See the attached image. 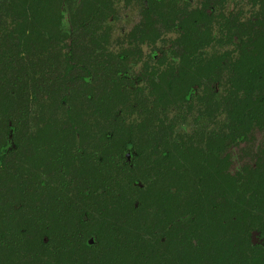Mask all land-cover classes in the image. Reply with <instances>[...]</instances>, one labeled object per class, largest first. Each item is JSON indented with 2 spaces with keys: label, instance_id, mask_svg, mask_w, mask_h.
Returning a JSON list of instances; mask_svg holds the SVG:
<instances>
[{
  "label": "trees",
  "instance_id": "16d2710c",
  "mask_svg": "<svg viewBox=\"0 0 264 264\" xmlns=\"http://www.w3.org/2000/svg\"><path fill=\"white\" fill-rule=\"evenodd\" d=\"M131 1L0 0V29H12L7 32L0 31V64L4 67L2 71H12L15 66H21V71L17 70L12 78L4 77L5 82L0 78V118L3 117V124L8 129L11 128L19 134L30 133L28 126L40 124L44 125V128H40L39 135L49 136L53 128L59 150L55 157L56 165L53 166L60 168V174L63 176L67 175V166L72 163L69 162L78 155L77 153L70 158L68 153L60 152H68L70 147H74L72 141L76 132L69 127L70 123L72 126L78 125L83 122L84 117L90 122L98 113H103L105 124L118 120L120 111L116 109L117 95L125 91L122 90L125 84H118L115 76H112L115 75V72L111 71L116 56L109 45H113L115 35L112 23L118 20L116 9L119 11L121 2L129 5ZM144 1L147 0H142L141 3ZM148 1V6L154 5L152 0ZM253 2L257 4L256 0ZM176 4V0H163V23L170 29L177 26L176 15L179 12L176 10ZM189 4L187 1L186 5ZM65 11H72L71 34L62 31ZM145 11L148 14L150 9L146 8ZM200 13L204 15V22L211 24L207 10H200ZM194 21V17L192 22L188 21V34L184 36L186 52L182 59L185 61L188 56L193 58L196 52L188 49L199 43L220 45L228 42L234 46L235 51L226 54L219 51L214 58H209L214 61L215 71L227 70L229 75L217 77L215 84L212 83L216 94L214 109L216 117H219L217 110L229 101V131L232 144H253L255 131L264 132V33L259 35L256 31L250 32L259 24V19L256 24L249 21L246 34L239 32V19L234 20L233 29L229 34L224 33V24L221 25V34H218L216 28V33L212 32V26L210 31L209 26L203 30ZM146 26V29H149V37H154L156 33L150 30L151 26L148 23ZM189 33H195L197 39H193ZM148 35L143 36L142 31L141 39L144 40ZM133 36L136 35L132 33L131 37ZM52 43H55L56 47V64L55 79L51 81L47 71L50 64L47 61L50 59L46 54L48 46ZM65 48H70L72 52L66 54ZM64 58L65 61H72L75 67H80L82 63L83 67L92 66L94 70L100 68L103 73L100 75L88 72V76L86 74L83 78L74 75L67 77V65L61 60ZM121 58L124 59L122 55ZM150 59L156 58L150 56ZM90 60L102 62L90 65ZM70 66L73 67L71 64ZM42 69L46 70L48 76L39 79L41 81H38V85L35 80ZM117 76H120L118 72ZM78 80L79 99L75 96L70 98L68 93L74 92L73 84ZM188 80L190 77H181L179 80L163 78L162 84L152 83L150 92L155 97L153 105L159 107L161 102L163 106L166 103L175 104V94L181 91L184 99H192L198 91L197 86L200 89L202 83L200 79L194 83H189ZM219 83L224 94L217 93ZM40 90L44 93L43 99L38 97ZM97 92L101 93L97 101L85 98L86 94L90 96ZM50 95L51 100H48L46 96ZM119 100L123 101L126 107L128 99L123 97ZM48 103H51L50 107L54 106V110L46 109L42 105ZM67 104L71 107L68 108ZM95 107L99 108V112ZM142 129L140 127V132L144 134ZM108 134L104 132L107 141L111 139ZM175 135L176 131L172 129L171 124L165 125L163 121L162 205L163 210L165 205L167 206L169 219L167 223L163 222V232L157 226L149 227L144 205L135 208V203L130 201L123 207L125 194L122 193V188L121 191L117 190L122 184L118 182L116 187L113 186L114 181L117 182L121 175L113 173L111 166L114 164L116 172L125 173L127 161L124 152L134 151L128 142L120 141L110 148V155L107 153L109 149H105L102 155L104 170L107 169L103 185L95 188L90 182L89 174L83 180L90 185L86 191L92 196L88 198L96 200V197H100L95 201L96 204L100 201V228L85 226L86 216L89 218L91 215L90 210L86 209L87 205H77L76 202V207L72 204L68 210L59 212L62 215H68L69 212L72 224L63 225L54 208L50 210L56 216L55 226L45 224V220H49L45 218L48 216L46 207L37 211V207L32 203L33 197H30L23 201L24 206L17 209L22 198L19 193L10 195L15 191L8 193L9 202H2L4 185H0V264H65L66 261L69 264H254L252 258L244 256V252L255 249L250 242L253 230L264 234V145L257 152V160L245 164L242 171L233 176L228 174L231 164L228 159L220 162L216 160V165L221 163L224 166L223 173H226L223 174L222 169L217 168V173L221 176L223 174V177L219 178L212 171H208L207 167L201 168L204 165L210 168L211 164L199 162L202 157L208 158L209 155L192 160L187 155L184 158L183 154L176 150L179 149L178 146L170 143V140L179 138ZM201 151L202 148L198 154ZM71 174L73 177H82L80 170ZM32 182V178L24 180V187ZM26 188L23 189L24 193ZM101 188L103 193L99 194ZM219 190L222 192V202L211 198L214 195L217 197ZM118 192H121V195H118ZM227 196L229 200L225 202ZM218 203L222 205L223 212L228 213L227 225L217 226V223L207 216L210 215L212 205ZM175 213L180 215L175 217ZM7 219L17 221V225L6 222ZM93 237L95 244L90 245L89 239ZM45 239H48V243ZM81 245L82 248H79ZM243 258H248V261L245 262Z\"/></svg>",
  "mask_w": 264,
  "mask_h": 264
},
{
  "label": "flooded vegetation",
  "instance_id": "af4514ba",
  "mask_svg": "<svg viewBox=\"0 0 264 264\" xmlns=\"http://www.w3.org/2000/svg\"><path fill=\"white\" fill-rule=\"evenodd\" d=\"M2 1L4 2V0ZM152 1L154 3L152 6H148V0L143 3H141L142 0H132L129 5L121 2L118 7L119 11L116 9V12H118L116 19L118 18V20H115L114 23L117 22L123 25L126 22H131V20L135 21L131 27L123 25L121 28H114L113 45H109V47L113 48L116 56V60L112 63L113 67L111 71L112 73L115 72V75L112 76H115L118 84H125L122 86V90L125 91L117 95L118 100L116 106L118 105V107L116 109L120 111L118 120L114 123L105 124L103 113H98L97 117L90 119V122H87V117H84L83 122L78 125L72 126L73 124L70 123L69 127H72L73 131L76 132L74 134L75 139L72 141L74 147H70L68 152H60L64 154L68 153L70 158L77 153L78 155L69 162L72 163L67 166L66 176L60 174V168L56 169L53 166L56 165L54 164L55 157H57L56 153L59 151L57 149V142L54 139L53 128H51V134L49 136L39 135L40 128H44V125L40 124H37V126H28L27 128L30 129V133L25 132L19 134L17 132L15 133L11 128L8 129L3 124V117L0 118V185H4L2 192L6 196L3 195L4 198H1L2 202H9L10 198H8V193L15 191L10 195L15 193L21 195V205L17 207L19 209L21 206H24L23 201L25 202L30 197H33L32 203L35 208L37 207V211L44 207L48 209V216L45 218L49 220H45V224L48 223L51 226H55L54 221L56 220V216H54L50 208L56 209L61 223L65 225V223L72 224L70 222L69 212L68 215H62L59 212L61 210H68L72 204L75 206V202L77 205L85 204L88 206L86 209H89L91 213L89 218L87 216L85 218V226L89 225V227L92 226L91 228H100L99 226L102 224L101 217L98 213L100 201L97 204L95 203L100 197H96V200L88 198L92 196L86 191L87 186L90 185L83 180L89 174L91 176L90 182H92L95 188L102 186L103 179L107 176V169L104 170V159L102 158L105 149H109L107 153L110 155V148L114 146L113 144L115 142L116 144L120 141L122 143L128 142L134 151L124 152V157L127 161L125 173L121 171L116 172L114 164L111 166L113 173L121 175V178H117V182L114 181L113 186L116 187L118 182L122 184L117 190L121 191L122 188V193L124 192L125 194L123 207L130 201L135 203V208L144 205L147 224H150L149 227L157 226L163 232V222L167 223L169 220L166 212L167 206L164 204L165 208L163 210L162 205L163 121L165 125L171 124L172 129L176 131L175 137L179 138L170 140V143L178 146L179 149L176 150L182 153L184 158L187 155L192 160L195 157L199 159L203 155H209L208 158L202 157L199 162L205 163L206 165L211 164L210 168L205 165V167L203 166L201 168L205 169L207 167L208 171H212L219 178H222L223 174L226 173H223L224 166L221 163L216 165V160L220 162L228 159L231 163L228 174L233 176L237 173L232 165V160L236 156L233 157L232 153L239 147L242 149V147L250 143L232 144L230 139L231 133L229 131V101L224 107H220L217 110V112L219 111V117H216L214 109L216 94L212 83L215 84L217 77L222 78L229 75L227 70H220L221 72L215 71L214 61L209 59L214 58L215 54L219 51H223L226 54L235 51V48L228 42L220 45L199 43L197 46L193 45L188 49L196 52L193 58H191L192 56H188L187 60L183 61L182 58L186 52L184 36L188 34V21L190 20L192 22L193 17L195 18V24L201 26L203 30L209 26L208 30L210 31L212 26V32L216 33L217 29L218 34H221V25L223 24L226 29L224 33L229 34L230 30L233 29L235 19H239L238 25L241 28V31L239 28V32L246 34L249 21L255 22L254 24H256L259 19V24L250 32L254 33L256 31L259 35H262L264 33V0H256L257 4L253 2L254 0H176V10L179 13L176 15L177 26L172 29L167 28L163 23V0ZM165 1L169 2V0ZM187 1L190 3L189 6L186 5ZM205 4L208 6H204ZM146 8L150 9L148 14L145 11ZM200 10H207L209 19L212 20L211 24L207 25L204 22V15L202 16ZM128 11H130L132 16L127 13ZM71 12L65 11L63 19L65 18L66 21L70 22ZM4 23L6 25V21ZM147 23L151 26L150 30L156 33L154 37H149V29H146ZM11 30L0 29L1 32ZM142 31L143 36L148 35L144 40L141 39ZM132 33L136 36L131 37ZM189 34L192 35L193 39H197L195 33ZM203 36L206 35L203 34ZM55 48V43L50 44L46 54L50 59L47 62L51 64L47 67L51 81L55 79ZM64 51L68 55L72 52L70 48H65ZM211 51L213 54L208 55ZM121 55L124 59L121 58ZM150 56H154L156 59H150ZM61 60L67 65V77L74 75L77 78H83L86 74L88 76V72L92 74L99 73L100 75L103 73V70L100 68L94 70L91 68L92 66H89V68L84 66V69L82 63L80 67H75L74 63L69 61V59L67 61H65V58ZM101 62L90 60V65ZM70 64L73 66L72 68ZM3 68V64H0V78L2 77V82H5L4 77L12 78L17 70L19 71L20 69L21 71L20 65L15 66L12 71H2ZM117 72L120 76H117ZM151 72L154 73L152 74ZM48 74L45 69L40 70L39 76L35 80L36 83L39 85L38 81H41L39 79L48 76ZM181 77H190V80H188L189 83L197 82L200 79L202 86H200V89L199 86L197 87L198 91H201H196L192 99L187 97L184 99V94L181 91L175 94L177 96V102L175 104L166 103L163 106V102H161L159 107H155V97L150 92L152 90L151 84H162L163 78L166 80H173L174 78L179 80ZM220 85L221 83L218 84V86ZM73 86L74 92H69L68 95L70 98H74L75 96V98L79 99V95L77 94V92L79 93L80 87L79 80ZM206 90L209 91L206 92ZM222 90L223 87L220 86L217 93L224 94ZM87 95H85V98H89L91 101H94V99L97 101L101 93L97 92L90 96ZM38 97H41V99L44 98V93L41 90ZM123 97L128 99L126 107L124 106V102L119 100ZM46 98L51 100V95L46 96ZM73 102L76 103L74 100ZM42 105L46 109L54 110V106L50 107L51 103ZM67 106L68 108L71 107L69 104ZM95 109L97 110L99 108L95 107ZM97 111L99 112V110ZM140 127L145 131L144 134L140 132ZM136 129H138L137 132ZM258 131L260 133L262 132L260 130ZM104 132H108L110 134H108V137L111 139L107 141ZM216 132L218 133L216 134ZM50 135L51 138H49ZM189 137H192V139H189ZM200 148H202V151L198 154ZM257 158V156L248 157L247 162L248 159L251 162L252 160H257ZM217 168L222 169V176L220 173H217ZM77 170L81 171V178L80 176H72L71 173H77ZM29 178H32L33 182L31 185L25 186L27 188L24 193V180ZM98 192L102 194L103 189L101 188ZM221 193V190H219L218 196L216 197L214 195L211 198H214L213 200H217V202H222L223 197H221ZM118 195H121V192H118ZM49 196L53 199L51 200ZM57 196L59 197L57 198ZM95 196H98V194H95ZM228 200L229 196H227L225 202ZM151 202L153 203L150 204ZM11 207L10 209L12 210ZM179 215V213H175V217ZM207 216L215 224L217 223V226H221V224L227 225L229 222L228 213L223 212L220 203L218 205H212L210 215ZM7 220L6 222L17 225V221H13V219ZM45 241L48 243V239H45ZM250 242L255 249H250L249 252L245 251L244 256L252 258L254 264H264L263 232L253 230L250 236ZM89 244H95V237L89 239ZM195 244L197 245L196 241ZM79 248H82V245ZM248 258H243V260L247 262ZM65 264L69 263L66 261Z\"/></svg>",
  "mask_w": 264,
  "mask_h": 264
},
{
  "label": "rangeland",
  "instance_id": "374dc122",
  "mask_svg": "<svg viewBox=\"0 0 264 264\" xmlns=\"http://www.w3.org/2000/svg\"><path fill=\"white\" fill-rule=\"evenodd\" d=\"M73 11H76V7L73 9ZM127 13L130 14V11H128ZM130 16L132 15L130 14ZM134 22L135 21L131 20V22H126L123 25H127V27L128 26L131 27ZM112 25L114 26V28H121V26H123L121 23H117V22H115L114 24L112 23ZM63 26H64L63 29L66 33H71V29L73 27L71 23H69V21H66L65 18L63 19ZM211 54H213L212 51L208 53V55H211ZM221 122L223 121L221 120ZM260 131H263V130H260ZM252 141L254 142L253 144L246 145L242 147V149L239 147L238 149H236V151L232 153L233 157L235 156L237 157V158L236 157L233 158L232 160V165H233V168H235V171L237 172L242 171L244 165L249 163L250 159H248V162H247L248 157L257 156L258 154L257 152L259 148L264 145V132L260 133L258 130L255 131Z\"/></svg>",
  "mask_w": 264,
  "mask_h": 264
}]
</instances>
